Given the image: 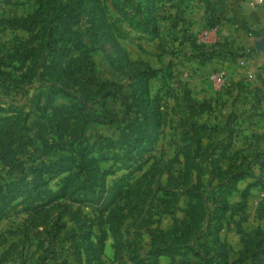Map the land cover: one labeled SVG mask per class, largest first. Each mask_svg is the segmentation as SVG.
<instances>
[{
  "label": "rangeland",
  "instance_id": "374dc122",
  "mask_svg": "<svg viewBox=\"0 0 264 264\" xmlns=\"http://www.w3.org/2000/svg\"><path fill=\"white\" fill-rule=\"evenodd\" d=\"M212 1L214 3L212 7L214 23L218 24L216 27L210 28L207 24L210 19L206 15L208 7L203 5L200 0H194L186 7L185 22L180 21L177 29H171L172 22L169 19L171 15L175 14V10L167 9L160 12L158 24L161 37L152 38L133 30L129 22L124 20L114 9L113 0H58V16L68 19L70 29L73 31V38H79L90 49L97 80L100 82L116 81L124 85V92L121 96L111 98L107 103L110 110L120 113L121 117L125 114L124 97L131 94L133 89L131 84H134L132 66L126 61L128 56L134 61L145 62L158 70L160 69L159 76L150 82L152 93H156L164 86L163 93H166L169 88L170 93L178 94L176 96L172 93L163 104L164 129L156 144L157 158L158 160L162 158L159 161L162 171L157 173L152 170L147 177L146 186L135 198L120 201L114 207L115 214L123 219L122 226H125L126 232L124 234L125 244L116 253L111 247L107 249L104 255L105 264H138L139 257L148 255L153 235L151 231H156L160 227L164 228L161 226L162 223L166 227L169 223L172 224V219L180 220L187 216L189 208L187 197H181L178 206L173 208L170 214L162 213L163 207L160 205L159 199L164 196L167 188L172 191L185 189L184 179L187 174L190 182L196 184L195 173L185 172L183 158L182 156L178 158L177 154L179 147L187 137L186 128L189 127L190 122L198 121L215 125L216 117L223 116V113L234 103L238 104L236 108L239 109V112H236L238 113L236 120L228 118L236 133L230 156L232 157L236 152L240 153L239 157L234 159L238 163L243 156H246L253 175L264 180V167L261 166L255 155L257 149H260L261 152L264 151V85L262 83L264 52L257 51L255 47V42L264 38V28H259L253 19V17L260 18L264 22V5L253 7L249 0ZM37 2L38 0H0V16L6 19L25 18L37 9ZM208 9L211 10V8ZM217 20H221V23H217ZM211 23L213 22L210 21ZM184 29H186L185 35L188 39L182 44ZM39 34L27 32L21 28L0 30V60L8 66L0 65V72L3 73L0 75L1 100H14L20 104L30 103L37 98L40 91L43 94L40 92L39 97L45 98L44 94L49 89L46 82H51L52 77L55 81L56 74L59 75L58 66L54 64L53 68L56 73L52 74L48 69L46 72L48 76L44 77L45 80L42 79L44 62L46 59L51 60V57L48 56L51 55L54 45L49 40L43 41ZM14 40L16 44L18 43L17 46L20 45L19 40H21L27 41L25 43L33 47L29 49L30 56L27 59L22 60L21 56H18L19 58L14 59L11 64L7 60V56L13 48ZM118 45L121 47V52L117 51ZM196 45H201L206 50L214 49L221 54V59L204 60L200 50L195 48ZM57 47H63L62 43ZM11 65L21 66V68L26 65L23 73L29 69V77L21 80L20 84L10 85L11 80L7 73L10 72L15 77H19L22 71L21 69L13 71ZM221 69L227 72L228 77L224 86L216 85L209 80V75L213 71ZM250 74H252V78ZM185 84L186 87L191 88V97L199 102L206 101L212 105L210 111L202 115H191L190 102L183 92ZM78 97H80V93L76 91V102H78ZM131 100L132 98H129L128 103H131ZM70 101L72 99L69 97H58L55 104H64ZM44 102L42 99L41 105H39L40 109ZM27 109L33 110L30 122L35 120L39 122L41 117H37L39 108L30 105ZM27 109L26 111H29ZM245 116L247 117L245 118ZM123 127V123L113 125L88 123L83 125L73 120L66 138L69 140V135H72L79 138L80 141L94 146V143L98 144L105 138L117 141L122 137ZM223 135L225 133L222 131L220 135L216 136L222 138ZM71 144L70 142L67 146ZM92 148L94 151L98 150V148ZM118 151L120 150L118 149ZM58 152V157L70 155L67 151L60 150ZM25 160L26 157H22L21 160L10 158L4 163L0 161V183L5 184L23 177L20 166L29 165V162ZM223 164L225 163L223 162ZM205 165L207 166V164ZM100 166L102 170L110 167H115L118 170L115 174L107 176L109 184L129 172L122 168L119 169L121 163L114 160L103 162ZM149 166L150 163L137 172L132 181L143 175ZM207 167L209 168V166ZM78 171V164L73 163L72 174ZM67 175L69 174H64V176ZM212 177H214L213 173L205 174L203 176L205 184L200 188V191L206 193L209 200H211L210 192L213 190L212 184H217V180L212 182ZM251 181H253V177H249L242 183V188H245L246 184ZM50 188L56 189L54 183H51ZM83 193L84 191L80 190L77 192V196L82 197ZM38 197L41 198L39 203H45L48 199L47 193L44 191H41ZM164 198L169 199L168 196ZM228 199L235 208H237L238 202L243 203L240 193L232 194ZM22 200L19 199L15 205ZM245 202L244 206L241 205L243 209L236 214L231 215V212H228L224 218L217 217L214 220H212L214 215L220 213L217 207L222 204H208V215L204 218L201 226L203 229L208 226L212 227L206 232V234L210 232L207 237L209 245L198 247L197 251L194 250L199 254L194 263L229 264L234 261L236 264H250L252 262V258L248 254L243 255L242 253L244 242L239 231L241 227L250 234L249 236L262 239L264 244V217H260V209L264 204V187L257 186L251 189ZM69 203L76 210L93 212L90 206ZM54 205L55 203L46 206L43 210L46 211L45 213L35 216L25 210L26 203H20L16 208L10 210L7 217L0 220V264H39L44 260L45 264H62L68 258L69 262L74 264L73 257L64 245L65 241H58L54 246V252H51L48 247L51 237L47 239L46 233L43 231L52 224L60 212V208L54 207ZM215 225L223 227L219 234L213 233ZM140 229L141 232H139ZM197 231L189 241L196 245L197 242L204 243L203 240L200 241L203 238L201 236L202 229ZM258 231H262V234L255 235ZM217 236L220 237V241L216 240ZM218 254L226 256L228 259L223 258L218 261ZM178 259L180 260V258ZM178 264L180 263L178 262Z\"/></svg>",
  "mask_w": 264,
  "mask_h": 264
},
{
  "label": "trees",
  "instance_id": "16d2710c",
  "mask_svg": "<svg viewBox=\"0 0 264 264\" xmlns=\"http://www.w3.org/2000/svg\"><path fill=\"white\" fill-rule=\"evenodd\" d=\"M113 1L116 12L129 22L133 30L148 37L159 38L161 37L158 24L160 12L174 9L175 14L171 15L169 19L172 22L171 29H177L180 21L185 22L186 7L194 0ZM200 2L211 8V10L206 8V15L210 18L207 24L210 28L216 27L218 24L214 23L213 1L200 0ZM37 5V9L25 18L6 19L0 16V30L21 28L31 33H44L39 34V37L43 41H51L54 47L51 49V55L48 56L51 57V60L46 59L44 62L42 79L48 76L46 75L48 69L52 74L56 73L53 68L54 64L58 66L60 77L56 74L55 81L53 77L51 82L45 81L49 85L48 92L44 94L45 98L39 97L42 93L40 91L37 98L30 103L20 104L14 100L3 101L0 99V161L4 163L10 158L21 160L22 157H26L25 161L29 162L28 166H20L23 177L5 184L0 183V220L7 217L10 210L16 208L20 203H26L25 210L35 216L42 215L46 212L43 211L46 206L55 203L54 207H59L60 212L52 224L43 231L46 233L47 239L51 237L48 246L50 251L54 252V246L58 241H65L64 245L73 257L74 264H105V246L108 238L113 239L112 246L115 253L120 251L125 244L124 233L121 230L123 219L115 214L114 207L120 201L135 198L146 186L147 177L152 170L157 173L162 171L159 164L162 158L159 160L157 158L156 144L164 129L163 104L165 99L174 92L170 93V89L167 88V92L163 93L164 86H162L156 93H152L150 82L159 76L160 69L158 70L145 62L134 61L128 56L126 61L132 66L134 84H131L133 88L131 94L124 97L125 114L121 117L120 113L110 110L107 103L111 98L121 96L124 92V85L116 81L100 82L97 80L90 49L79 38H73V31L70 29L68 19L58 16V0H38ZM210 21L213 23L210 24ZM217 23H221V20H217ZM185 32L186 29L183 30L182 44L188 39H186ZM25 42L27 41L19 40L20 45L17 46L18 43L16 44L14 40L13 48L7 56V60L11 64L14 59L19 58L18 56H21L22 60L30 56L29 49H32L33 46L30 47ZM60 43L63 47L58 48ZM195 48L200 50L204 60L221 59V54L214 49L206 50L201 45H196ZM122 49L124 50L123 46ZM117 51L121 52L119 45ZM2 64L6 63H2L0 60V65ZM5 67L8 66L5 65ZM24 67L11 65L13 71L17 69L22 71L19 74L20 78L10 72L7 73L11 80L10 85L20 84L21 80L29 77V69L23 73ZM2 74L0 72V75ZM52 74L51 76H53ZM262 80L264 85V79ZM186 86L185 84L183 92L190 102L191 115H202L210 111L212 107L210 103L195 100L191 97V90ZM76 91L80 93L78 102H76ZM174 94L178 96L177 93ZM58 97H69L72 101L55 104ZM129 98H132L131 103H128ZM42 99L45 102L40 109L39 105H41ZM30 105L39 108V115H37V117L41 116L38 117L39 122L36 120L30 122L33 114L31 113L32 109H27ZM73 120L83 125L88 123L105 125L123 123L122 137L117 141L105 138L98 144L94 143V146L80 141L79 138L72 135H69L70 139L67 140L70 123ZM189 127L186 128L187 137L179 147L177 154L178 158L179 156L183 158L185 172L195 173L196 184L190 182L187 174L184 179L185 189L176 188L177 190L172 191L167 188L164 196L159 199L160 205L163 207L162 213L170 214L172 209L178 206L181 197H187L189 200L187 216L180 220L175 218L174 226L169 230L157 228L156 231H151L153 235L149 257H139L140 259L136 260L138 264H158V259L161 256L170 257L171 264H178V262L180 264H196L194 260L199 255L198 252H195L196 248L209 245L207 237L210 232L208 234L206 232L212 227L208 226L203 229L201 226L204 218L208 215V204H222L220 207L218 206L219 208L217 207L219 215H214L212 220L217 217L221 219L228 212L233 215L243 209L241 205L244 206L251 189L257 186L264 187V180L253 175L246 156L241 158L240 163L234 160L239 157L240 153L236 152L232 157L230 156L236 134L230 122L210 125L205 122L193 121L190 122ZM222 131L225 135L222 138L217 137L216 135H220ZM70 142L72 144L67 146ZM204 142L206 143L204 144ZM92 147L98 148V150L94 151ZM60 150L67 151L70 155L58 157ZM259 150H256L255 155L258 162L264 167V151ZM209 158L210 160H208ZM110 160L120 162L119 169L129 171L111 184L107 183L106 178L118 170L115 167L102 170L100 166L101 163ZM71 163L78 164V172L72 174ZM149 163L150 166L143 175L132 181L133 176ZM65 173L69 175L64 176ZM208 173L214 174V177L211 178L212 182L217 180L216 185L212 184L211 200L207 198L206 193L200 191V188L205 184L203 176ZM249 177H253V181L240 191L239 182ZM51 183H54L56 189L50 188ZM80 190L84 191L82 197L77 196V192ZM41 191L47 193L48 199L45 203H39L41 198L38 197V194ZM235 193H240L243 201V203L240 201L236 204L237 208L228 199ZM165 196H168L169 199H165ZM19 199L23 200L15 205ZM69 202L90 206L93 212L76 210ZM260 217H264V204L260 209ZM198 229H202L201 236L203 238H199L204 243L197 242L196 245L189 241L195 232H198ZM222 229V225L218 227L215 225L213 233L219 234ZM239 232L244 242L242 253L243 255L248 254L252 258L250 264H264L262 239L249 236L250 234L241 227ZM259 234H262V231H258L255 235ZM216 240L220 241V237L217 236ZM217 257L218 261L223 258L228 259L222 254H218ZM39 264H45V260ZM62 264H71L69 258ZM229 264L236 263L232 261Z\"/></svg>",
  "mask_w": 264,
  "mask_h": 264
},
{
  "label": "crops",
  "instance_id": "0c3cea01",
  "mask_svg": "<svg viewBox=\"0 0 264 264\" xmlns=\"http://www.w3.org/2000/svg\"><path fill=\"white\" fill-rule=\"evenodd\" d=\"M253 19H254V21H255V23L259 26V28H264V22L259 18V19H255L254 17H253ZM256 28H258V27H256ZM264 78V77H263ZM189 89L191 90V88L189 87ZM191 95H192V93H191ZM212 106V105H211ZM238 106V104H236V103H234V105H232V106H230L229 108H228V110L227 111H225V113H223V116H218V117H216V119H217V122L216 121H214V123H220V122H222L223 121V123H221V124H226V123H231V121L228 119V118H230V119H232V120H236V115L238 114V113H236V112H239V109H237L236 107ZM239 108V107H238ZM238 110V111H237ZM247 116H249V114H247ZM247 116H245V118L247 117ZM249 120V119H248ZM235 136H236V134H235ZM234 136V137H235ZM236 138V137H235ZM233 147H234V145H233ZM248 179V178H247ZM247 179H245V180H243V181H241V182H239V184H238V188H239V190L240 191H242V190H244L245 188H246V186H247V184H246V186H245V188H242L243 186L241 185L242 183H244ZM174 218H175V216H174ZM177 219V218H176ZM134 223H135V221H134ZM136 223H138V222H136ZM159 226V225H158ZM161 226H163L164 228H161V229H163V230H169V229H171L173 226H174V219H172V224L171 223H169L166 227H165V224H161ZM148 227V226H147ZM121 230H122V232L125 234L126 232H125V226H122V228H121ZM142 230L140 229V231L139 232H141ZM124 237H125V235H124ZM113 239L111 238V237H109L108 238V240L106 241V246H105V254H106V252H107V249H109L110 247L111 248H113ZM150 248H151V243H150V247H149V250H150ZM149 250H148V255H149ZM113 251H114V249H113ZM147 255V257H149ZM158 261L162 264V263H165V264H171L172 263V259L170 258V257H168V256H161V257H159V259H158Z\"/></svg>",
  "mask_w": 264,
  "mask_h": 264
},
{
  "label": "built area",
  "instance_id": "2783aa9c",
  "mask_svg": "<svg viewBox=\"0 0 264 264\" xmlns=\"http://www.w3.org/2000/svg\"><path fill=\"white\" fill-rule=\"evenodd\" d=\"M249 3L253 7H259L264 5V0H249ZM250 76L252 78V74ZM227 78V72L224 69L215 70L209 75V80L219 86H224Z\"/></svg>",
  "mask_w": 264,
  "mask_h": 264
},
{
  "label": "water",
  "instance_id": "95a60500",
  "mask_svg": "<svg viewBox=\"0 0 264 264\" xmlns=\"http://www.w3.org/2000/svg\"><path fill=\"white\" fill-rule=\"evenodd\" d=\"M255 47L257 51L264 52V38L255 42Z\"/></svg>",
  "mask_w": 264,
  "mask_h": 264
}]
</instances>
